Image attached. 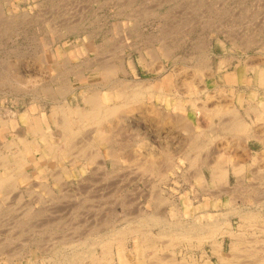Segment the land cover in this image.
Instances as JSON below:
<instances>
[{"label": "rangeland", "instance_id": "1", "mask_svg": "<svg viewBox=\"0 0 264 264\" xmlns=\"http://www.w3.org/2000/svg\"><path fill=\"white\" fill-rule=\"evenodd\" d=\"M201 59L206 60V66L198 65ZM104 60L107 63L111 60L108 64L117 67V76L112 80L142 83L143 107L136 105L139 108L135 113L123 115L121 122L113 121L117 126L110 129L109 144L95 142L96 138L91 134L87 138V146L84 143L83 155L74 150L73 156L60 160L53 159L51 155L43 159L42 153H38L37 159L28 163L24 170L31 173V181L38 186L45 182L50 189L46 197L53 199L54 204L56 202L54 206L59 204L53 208L57 211V219L58 215L65 214L62 220H56L55 231L58 236L68 224L65 227L69 239H73L69 253L79 251L86 255L93 249L101 254V237L118 227L140 226L138 220L144 214L155 213L161 218L163 216L164 221V198H170L179 206L180 212L176 213V219H172H179L185 225L191 223L187 228L200 222L206 224L209 214L222 219L221 214L225 212V218H229L233 229L239 231L243 224L239 213H231L222 204L231 196H224L219 205L218 200L207 194L197 174L200 170L199 155L204 154L206 158L209 154L215 165L217 162L222 165L221 161L224 162L230 150L237 151L240 137L222 130L223 121L212 112L198 113L192 98L199 105L209 104L212 109L213 105L221 102L237 108L245 121L251 124L250 127L262 131L260 134L264 138V90L255 88L258 87L256 75L264 69V0H0V142H3L0 150L5 151L4 144L11 143L18 130L28 134L29 124L34 123L33 117L48 120L50 128L57 131L56 121H52L50 116H29L31 119L26 120L22 115L26 111L50 115L53 106L62 100L72 106L84 107L83 98L88 96L89 90L104 87L107 83L104 84L101 72L95 70L106 63ZM66 86L74 91L71 90L65 98L59 93ZM192 87L198 90L193 93ZM105 94H102L104 104H112ZM247 104L260 108L261 115L252 110L247 115ZM149 109L151 113L147 114ZM151 109L158 112L157 115ZM174 118H182V122L189 124L187 127L192 130L181 127L180 123L175 124ZM4 121L5 125H2ZM14 123L18 124L17 128L13 127ZM28 137L33 140L31 134ZM191 138L202 140L206 146H203V153L191 147L188 142ZM16 145H12V153L17 151ZM110 147L120 157L118 161L108 155ZM247 148L251 152L248 169L254 168V162L256 168H262L257 173L258 177L250 170L246 171L245 181L234 195L237 198L234 207L264 215V143L248 137ZM167 152L174 157L173 168L170 169L166 164ZM93 154H98L99 158L96 155L94 163H89L85 156ZM5 155L9 162L13 161L10 149H6ZM148 155L160 163L155 170L144 163ZM252 157L257 159L253 162ZM73 158L75 164H72ZM254 170L257 172L258 168ZM205 171L209 176V171ZM234 177L231 174L232 186L237 184ZM41 188L36 187V191ZM23 190L27 194V190ZM159 197L163 200L157 201ZM188 199L193 203L192 210L186 206ZM13 205L0 204L3 211L0 214L9 216L7 210L16 208L17 203ZM57 209L63 212L59 213ZM157 225L148 226L153 237L165 228L164 222ZM260 226L263 228L261 231ZM174 229L177 230L176 225ZM246 232L245 241L249 244L245 242L244 245L248 248L257 246L258 251L262 247L258 254L264 261V218ZM163 240L165 243L164 238L162 241L155 238L152 249L144 253L152 255V251H157L160 258H170L162 246ZM134 241L135 238L126 240L128 257L125 259L118 256V246H115V256L109 264H152V261L167 264L154 258L144 260ZM229 243L230 239L226 237V256H230ZM204 252L209 254L214 264H221L211 253L209 243L200 249L194 241L176 245L178 262L174 264H205L201 259ZM183 256L187 258L185 262L182 261ZM84 258L80 263L91 264L89 258Z\"/></svg>", "mask_w": 264, "mask_h": 264}, {"label": "bare ground", "instance_id": "2", "mask_svg": "<svg viewBox=\"0 0 264 264\" xmlns=\"http://www.w3.org/2000/svg\"><path fill=\"white\" fill-rule=\"evenodd\" d=\"M89 59H91V58H89ZM88 63L90 65V62H88ZM106 63L104 65L100 64L98 66L99 68H97L95 70L101 72V77H102V80L104 81V84L106 82L107 83H106V85H104V87L102 86V87L94 88V89L89 88L90 90H89L88 96L83 98V101L85 103L84 107H81L80 105L72 106L66 100H64V101L62 100L63 102L59 101V103H57L56 105L53 106L50 115H45V114L37 115V114L29 112V111H26V113H24V115H22V116H24L23 118H25L26 120L31 119V117H29V116H50V119L52 121H56L55 124L57 126V131H53L50 128V126L48 125L49 123L47 122L48 120H43V118H40V117H38V118L33 117L34 123H30L29 128H28L29 129L28 134L32 135L33 140H30V137H28V134H26V132L24 130H18L17 134H16V138L13 141L11 140V143L6 142L4 144L5 151L7 148L10 149L11 155L13 157V161L9 162L7 159V155H5V151L0 150V204L4 203L8 207H12V205L14 203H17L16 208H11V209L7 208L8 209L7 213L10 212L9 216H5L3 213L0 214V264H82V263H80V260L82 259V257L83 258L84 257L89 258V261L91 264H109L112 261V259H114V256H115V251H114L115 248L114 247L115 246H118L117 254L120 258L125 259V257H128V254L126 251V240L128 238L129 239L135 238V241H134L135 246L140 249V251H141L140 256L144 260H146V259L149 260V258H151V259L154 258L157 260H163L167 264L177 263L178 260H176V258H175V255H176L175 247H176V245L182 244L185 242L186 243L188 242L190 244L194 241L197 243V245H198V247H200V249H202L205 246V244L209 243L210 247H211V253L217 257L218 261L221 264H262L264 262L261 260L263 257L261 258L258 254V252L263 250L262 247L260 246L261 249L258 251L257 246L254 247V246L250 245V246H252V248H248L247 246H245L247 243L245 241V234L247 233L246 231L248 230V228H250V227L253 228V226L256 227V224L260 220H262V218H264V215L262 214V212H258L255 210H246V211H244L242 209L236 210V208L234 207L235 202L237 201L236 200L237 198L234 197V195L236 192H238L241 184L244 183L246 171L250 170V172H252L251 174H253L254 176L255 175L257 176V173L259 174L260 169L262 168L261 166H259V167L257 166L258 170H256L257 172H255L254 169H257V168L255 167L256 162H254V161H255V159L258 158L255 155V157H257V158L252 157L254 159V160L252 159V161L254 162L252 164V166H254V168L252 167L251 169L250 168L248 169V166H249L248 162L250 160L249 158L251 157L250 156L251 152H249L250 149L247 148L248 147V137L257 138L258 140H260L264 143V138L260 134L262 131L259 132L260 130H258L257 128L250 127L251 124L249 125L248 122L245 121V119L240 115L241 111L239 112L237 110V108H234L231 105L226 104L225 102H223L225 104H223L221 102L220 105H215V106L213 105L214 109L210 108L209 104H202L201 103L202 107H200L201 104L200 105L197 104L196 103L197 100L196 101L193 100L194 97L192 98V103H193L194 108L198 110V113H201V111H203L205 113H208L209 111L212 112L211 114H214L217 117H219L221 122L223 121L221 123L222 124V130H224L226 133L227 132L230 133V135L236 134L238 137H240L237 151L233 152L235 149L233 151L230 150V153H227V151H226L225 153H227L226 155H228V156L225 155L226 159H224V162L219 160V161H221V163H224L222 165H220L219 162H217L215 165L214 162H212V160H214V159L210 160L211 158L209 157V154L206 155V156H208L206 158H204L205 157L204 154H203L204 156L199 155L198 161L200 163V168H199L200 170H199V173L197 174L198 181L199 180L202 181L203 186H205L207 189V190L205 189V191H207V194L211 197V199L218 200L219 205H221V203L223 202L222 199L224 196H231V198H229L228 201H226L225 203H222V204L226 205L227 209L229 211H231V213H233L235 211L237 213H239L238 215L240 216V220L243 223L240 226L239 231H235L233 229L232 224L229 221V218L228 217L225 218V216L227 215L225 212H222L224 214L220 213L223 216L222 219H218V218H216L215 215L209 214V218H206V222H207L206 224H204V223L202 224L200 222V223H197L198 225H195V226L192 225L191 228H187V226L188 227H189V225L191 226V223H189V225H185L183 222L179 221L178 218H177L178 221L177 220H176L177 222L175 221L176 213L180 212L179 206L176 205L175 202H173L170 198H164L165 203H163L164 201L161 202L163 204H166L165 218H164L165 220L164 221L162 219L163 216L161 214L160 215L162 216V218L155 213L144 214L138 220L139 224H141L140 226L138 225L135 227H131V224H130V226L118 227V228L113 229L107 236L101 237V239L99 240V246L102 249L101 254H97L96 250H93V249L91 251H89L88 254L86 252V255L84 254L85 252L82 254L78 253L79 251L69 253L70 252L69 250H70L71 245H72L71 242L73 241V239L72 240L69 239L70 236H69V233H67L68 229H67V227H65L66 225H68L65 223L66 221L64 222V225L66 224L65 226L62 224L64 226L62 228V229H64V231L61 232V234L58 233V236H57L56 231H55L56 220H59V218L61 219V217H65V214L63 213V215L60 217L58 215V219H57V215H56L57 211H55V210L53 211V208L55 209L56 206H58L59 204L54 206L56 204V202L54 204L53 199L49 198V196L46 197V195L49 194L50 189L48 190L47 186L44 184L45 182L43 183V185L38 186V183L31 181V178H32L31 173H29L28 170L27 171H24V170H25L26 165L28 163L33 162L35 159H37L38 153H42L43 159L46 157V155H51L53 159H60V160H64L65 157H68L69 155L73 156L72 152L74 150H78V153L80 156L83 155L82 152H85L84 143L86 144L85 146H87V140H89L87 138L91 134L93 135V137L96 138V140H94L95 142H100L101 144H109L108 134L110 132V129L112 128V126L115 123V122L113 123V121L117 120V123L119 121L121 122V119H124L123 115L128 116V114L135 113L136 108H139L136 105H140V108L143 107L142 105H143L144 101L142 98L143 97V90L142 89L144 88V86H142V83H140V82L132 83V82H128V81H121L118 79L112 80V78H114V76L115 77L117 76V73H118L117 67L114 64L109 65L108 63L107 64ZM198 65L206 66V60L201 59L199 61ZM91 71H93V70H91ZM256 77L258 79V87H255L256 90H260V89L264 90V69H261L260 71H258ZM100 82H102V81H100ZM68 87L64 88V90H62V91L60 90L61 92L59 91L60 92L59 95L62 94L66 98L68 93H71L72 91H74V90H72V87H69L70 89H68ZM90 87H91V84H90ZM73 88H74V86H73ZM60 89H62V88H60ZM192 90H193V93H195L198 89L196 90V87L194 89L192 87ZM103 93H106L105 95H106L107 99L110 102H112V104H104L103 96H102ZM160 93H163V92H160ZM65 98H63V99H65ZM117 99H120V102H118ZM210 99H211V97H210ZM221 101H224V100H221ZM248 105L249 104H247L246 105L247 108H245L247 115H248V112L250 110H252L256 115H259V114L261 115V110H259L260 109L259 107H258L259 109H257V107L255 106L256 107L255 108L252 104H250L249 106ZM259 106H260V104H259ZM151 108H153V106ZM176 108H178V107H176ZM262 108H264V107H262ZM151 111L154 112L155 114L158 113V112L154 111V109H151ZM146 112L148 114V112H150V109L147 110ZM262 117H261V119H262ZM33 120H32V122H33ZM172 121L177 125H179V123H180L181 127L184 126L185 128L187 127V125H189V124H186V122L184 124L182 122L183 121L182 118L181 119H175L174 118V120H172ZM260 122L261 121H259V123ZM262 122H263V120H262ZM45 123H47L46 127H45ZM1 124L5 125V121H4V123L1 122ZM13 125H14L13 126L14 128H17L18 124L14 123ZM115 127H113L114 130H115ZM213 127H214V125H213ZM254 127H255V125H254ZM187 129H188V127H187ZM188 130L190 131V130H192V128L188 129ZM261 130H263V128ZM192 135L193 134H191V137H192ZM226 135H228V134H226ZM114 136H116V135H114ZM198 137H200V136H198ZM238 137H237V140H238ZM189 138H190V136H189ZM192 138H195V137H192ZM191 139H190V141H188L189 144H191V147L195 151L197 150L198 152L201 151V153H203L202 150H203L204 144H203L202 140L201 139H199V140L198 139H192L191 140ZM0 143L3 144V142H0ZM15 144H17L16 146H18L17 151L15 152L16 154L12 153V151H11V149L13 148L12 145L14 146ZM119 145H121V143ZM204 147H206V146H204ZM35 148H37V150H34ZM8 153H9V151H8ZM126 153H128V150ZM98 154H96L97 156L95 154H93L89 157L88 156H85V157H87V160L89 163H94V159H95L94 156L99 158ZM108 155L112 159L117 160V161L120 158L119 156H117L118 155L117 152L115 150H113L112 147H110V149L108 150ZM190 155H191V153H190ZM195 155H196L195 157L197 159V154H195ZM76 156L77 155H75L74 157H76ZM127 156H129V155H127ZM161 157L162 156H160V158ZM166 157H167L166 160H168V161H166V162H168L166 164H167V166L169 165L168 168L169 169L173 168V163H172V157L173 156L170 157L169 153L167 152ZM223 157H224V155H223ZM259 157H260V154H259ZM193 158H192V161H193ZM130 159H132L131 156H130ZM130 159H128V160H130ZM173 159H174V157H173ZM144 160H146V162H144V161L143 162L147 163L149 165V168L151 167L152 169L155 170V168H157V166H159V165H157L159 162L157 163V159L154 156L152 157V155L149 157H145ZM258 160H256V161H258ZM72 161H73L72 164H75L74 158ZM225 161H227V162H225ZM259 162H260V160H259ZM95 163H97V162H95ZM148 165L146 166L147 168H148ZM2 170H4V172H2ZM205 170L209 171V176H207V173ZM158 171H159V169H158ZM65 172L67 173L68 171H65ZM231 174H233L237 178V181H236L237 184L235 186H232V184H231L232 183L231 182L232 179L230 180ZM262 174H264V173H262ZM194 176H195V174H194ZM57 178L60 179V177H58V176H57ZM36 187H42V188L40 190L36 191ZM242 187L244 188V186H242ZM23 189L27 190L26 191L27 194L24 192ZM248 189L249 190H255L251 187H248ZM157 192H159V191H157ZM40 193H42V195H36V194H40ZM155 194L152 196H155ZM28 197H30V199H28ZM160 198L161 197L157 198V201ZM162 198H163V196H162ZM161 199H160V201L163 200V199L162 200ZM58 203H60V202H58ZM155 204H157V202ZM13 206H16V205H13ZM186 206H187L188 210L193 209V203L189 199L187 201ZM22 209H24V210H22ZM227 209H225V210H227ZM59 210H58V212H59ZM156 210L158 212V209H156ZM195 210H198V209H195ZM0 211H2V210H0ZM61 211L63 212V210H61ZM136 211H138V210H136ZM199 211H201V209ZM159 212H161V211H159ZM130 214H133V212L132 213L130 212ZM141 214H142V211H141ZM173 217L175 219H172ZM220 218H221V216H220ZM196 219H194V220H196ZM197 221H199V219ZM68 222H69V220H68ZM163 222H164V227H165L164 230L160 229L159 235L154 236V237L156 239H160L161 241H162V238L165 239V243L163 240L162 244H164V245H162V246H165L166 250L169 252V254H167V255L170 258H168V259L163 258V257L160 258L156 254L157 251H156V253H154L155 251L153 252L151 250L153 253L152 255L147 254V252L144 253L145 250H147L153 246L152 243L155 241V238L152 236V232L149 231L150 228L148 226L149 225L153 226V224L157 225L158 223L162 224ZM196 222H195V224H196ZM247 223L252 224V225H245ZM160 224H158V225H160ZM175 225L177 226V230L174 229ZM154 227H156V226H154ZM257 227H259V226H257ZM91 229H93V228H91ZM257 229H259V228H257ZM261 229L263 230V228L261 227L259 231H261ZM69 231H70V229H69ZM156 233L158 234V232H156ZM252 233H255V232L252 231ZM249 234H251V233H249ZM256 235H258V234H256ZM226 237H228L230 239V243H229V246L231 249L230 254H229L230 256H226L228 254L227 253L225 254V252H224L225 238ZM80 238H82V237H80ZM256 239H257V237H256ZM249 240H250V238H249ZM259 240H257V241H259ZM244 243H245V245H244ZM247 244H249V243H247ZM250 244H252V243H250ZM191 245H189V247H191ZM193 245H195V244H193ZM154 247H156V246H154ZM150 249H152V248H150ZM262 253H264V251H262ZM138 255H139V253H138ZM160 256H162V255H160ZM165 257H167V256H165ZM193 258L191 257V259H193ZM186 259H187L186 256L182 257L183 262H185ZM201 259L203 260V262L205 261V264H214L211 260V257H209V254L207 252H204L202 254ZM122 262H125V260H123ZM149 262L151 263V261H149ZM157 263H158V261H152V264H157Z\"/></svg>", "mask_w": 264, "mask_h": 264}, {"label": "crops", "instance_id": "3", "mask_svg": "<svg viewBox=\"0 0 264 264\" xmlns=\"http://www.w3.org/2000/svg\"><path fill=\"white\" fill-rule=\"evenodd\" d=\"M39 167V166H38Z\"/></svg>", "mask_w": 264, "mask_h": 264}]
</instances>
